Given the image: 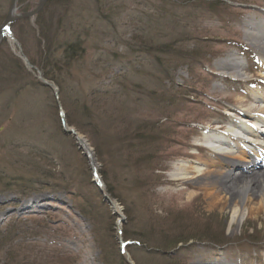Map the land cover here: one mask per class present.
<instances>
[{"label": "rangeland", "instance_id": "obj_1", "mask_svg": "<svg viewBox=\"0 0 264 264\" xmlns=\"http://www.w3.org/2000/svg\"><path fill=\"white\" fill-rule=\"evenodd\" d=\"M38 1L17 0L16 13ZM8 3L0 0V23ZM262 12L264 0H50L12 23L0 44V231L18 223L6 258L264 264L262 213L245 211L229 227V209L209 208L198 187L168 184L173 164L208 170L195 143L215 124L227 129L223 110L263 92L215 67L233 54L242 79L255 78L260 62L242 23L264 20ZM76 42L81 58L52 66L54 50L61 59ZM175 240L187 242L170 247Z\"/></svg>", "mask_w": 264, "mask_h": 264}, {"label": "bare ground", "instance_id": "obj_2", "mask_svg": "<svg viewBox=\"0 0 264 264\" xmlns=\"http://www.w3.org/2000/svg\"><path fill=\"white\" fill-rule=\"evenodd\" d=\"M261 15L264 16V12ZM242 27L246 29L243 34L244 40L256 55L255 60L260 62L255 78L242 79V72L246 69L232 56L233 54L229 55L226 61L217 62L215 67L222 73L236 75L231 81L239 85L256 86L263 92H251L240 101L238 107L226 109V115L233 116V119L225 124L227 129L217 133L214 128L220 126L215 124L195 143L199 147V142L208 151L202 149L208 170H204L198 163L179 162L173 164L168 181L172 186L183 184L187 190L193 185L198 187L197 189L209 198V208L219 203L229 209V227L241 225L245 211H248L251 218L259 213L264 215V20L245 21ZM219 76L227 78L223 74ZM76 135L78 145L90 154L88 145L77 133ZM236 170L238 172H235ZM239 179L243 180L239 182ZM194 195L193 191H189L186 197L189 200ZM255 200L256 207H249L248 205ZM38 201L39 198L31 199L28 203H23L21 209H30ZM236 258L231 256L226 258L227 264H237ZM216 262L219 260L215 259L206 264Z\"/></svg>", "mask_w": 264, "mask_h": 264}, {"label": "trees", "instance_id": "obj_3", "mask_svg": "<svg viewBox=\"0 0 264 264\" xmlns=\"http://www.w3.org/2000/svg\"><path fill=\"white\" fill-rule=\"evenodd\" d=\"M58 2H66L67 0H57ZM62 46V45H61ZM55 52H57L56 50H54V54L52 56H49L51 58V64L52 66H55L57 64H60V68H68L70 66V63L78 59H80V54H83V47L81 46L80 42H76V43H69V44H65L62 47V51H61V59H58L55 56ZM56 58H55V57ZM55 64V65H54ZM150 152V151H149ZM19 182L22 183V181H18L16 184V186H18ZM10 185V184H8ZM20 187V185H19ZM18 225V223H10L8 225V229H5V231H0V253H2L3 257H5V261L2 264H15L14 262H12V260H9L7 257V253L9 251L8 248V244H10L11 242H13L15 236L13 234L14 230H16V226ZM181 242H187V241H173L172 243L168 244L170 245H175L174 247H176L177 244H180ZM167 245V244H166Z\"/></svg>", "mask_w": 264, "mask_h": 264}, {"label": "water", "instance_id": "obj_4", "mask_svg": "<svg viewBox=\"0 0 264 264\" xmlns=\"http://www.w3.org/2000/svg\"><path fill=\"white\" fill-rule=\"evenodd\" d=\"M48 1H50V0H39L38 4L36 5V7L32 11L25 13V14H17L16 13L17 0H9L7 11L5 13V16L2 20V22L0 23V44L6 36H10L8 29L12 23L19 21V20L33 18L44 8V6L47 4ZM24 62L26 65H28V63L25 60H24ZM44 84L47 85L46 83H44ZM61 120H62V117H61ZM63 131L67 135H71L72 137H74L76 142H77V139H76L77 135L73 130L64 129ZM79 149H80V147H79ZM104 198L106 199L105 196H104ZM107 202H108V200H107Z\"/></svg>", "mask_w": 264, "mask_h": 264}]
</instances>
